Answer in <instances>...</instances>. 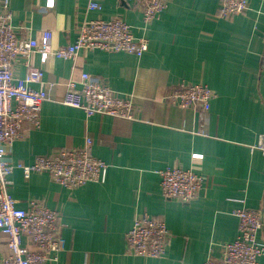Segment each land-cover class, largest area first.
<instances>
[{
    "label": "crops",
    "instance_id": "obj_1",
    "mask_svg": "<svg viewBox=\"0 0 264 264\" xmlns=\"http://www.w3.org/2000/svg\"><path fill=\"white\" fill-rule=\"evenodd\" d=\"M1 1V0H0ZM9 0L12 25L19 39L52 32L54 47L74 41L80 23L92 18L121 17L134 34L149 39L137 56L128 52L81 51L74 59L49 57L41 80L31 82L54 99L43 102L40 127L15 140L9 156L31 164L38 155L85 146L108 164L103 181L69 189L46 171L22 168L11 174L10 192L17 206L38 199L60 214L65 248L47 264H200L222 255V244L238 235L237 208H260L264 217V0L231 18L218 16L219 0H168L148 27L142 7L129 0ZM41 55H18L16 77ZM84 71L103 78L119 96L136 105L134 119L106 114L87 116L61 102L65 83ZM55 82V84H51ZM207 84L215 97L207 110L183 108L167 99L178 83ZM80 86V84H78ZM190 168L203 177L192 201L166 198L159 171ZM161 216L170 232L159 258L131 254L126 234L137 213ZM264 242V227L258 233ZM0 231V258L9 253ZM30 248H35L27 239ZM264 264V256L259 258Z\"/></svg>",
    "mask_w": 264,
    "mask_h": 264
},
{
    "label": "built area",
    "instance_id": "obj_2",
    "mask_svg": "<svg viewBox=\"0 0 264 264\" xmlns=\"http://www.w3.org/2000/svg\"><path fill=\"white\" fill-rule=\"evenodd\" d=\"M142 7L144 26L168 5V0H129ZM49 0L48 6H53ZM101 3L91 0L88 9H101ZM249 0H219L218 16L231 18L244 13ZM13 12L9 0L0 1V231L7 238L9 253L0 258V264H47L58 259L65 248L62 223L57 210L38 199H30L26 208L17 206L10 192L11 174L22 168L26 177L32 171H46L62 186L74 189L88 182L103 181L108 164L91 154L92 138L80 148H64L54 154L38 155L31 164L14 163L9 156L13 142L26 136L28 130L40 127L42 104L54 99L46 89H35L30 83L42 79L43 64L49 57L74 59L79 52L96 49L107 52H128L142 56L149 48V39L136 36L133 27L121 17L83 20L74 41L54 47L52 32L42 30L31 39H19L12 25ZM33 52L41 55V65H30L24 77H16L13 61L18 55L28 57ZM52 85L55 82L51 83ZM80 84V86H78ZM61 100L65 105L82 109L87 116L106 114L134 119L136 105L129 96H119L107 82L95 74L84 71L80 79H69ZM215 92L205 83H178L167 94V99L180 107L200 106L207 110ZM258 148L264 151V136ZM161 189L166 198L192 201L203 189L204 179L190 168L168 166L159 171ZM239 221L238 235L222 244V255L207 257L200 264H261L264 242L258 233L264 227L260 208L241 207L233 211ZM171 232L161 216L148 212L137 213L126 234V244L131 254L159 258L165 255ZM35 248H30L24 240Z\"/></svg>",
    "mask_w": 264,
    "mask_h": 264
}]
</instances>
